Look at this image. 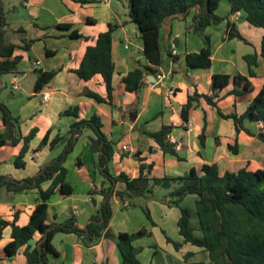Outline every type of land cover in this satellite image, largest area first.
I'll use <instances>...</instances> for the list:
<instances>
[{
	"label": "crops",
	"instance_id": "obj_1",
	"mask_svg": "<svg viewBox=\"0 0 264 264\" xmlns=\"http://www.w3.org/2000/svg\"><path fill=\"white\" fill-rule=\"evenodd\" d=\"M59 1L61 5L48 0H20V6L29 13V21L12 25L11 30L17 39L8 43L21 48L24 45L23 41L34 42L28 52L20 48L15 50L14 55L21 56V62L16 68V74L6 75L11 91L7 97L14 98L12 82H15L19 86L16 92L26 96V100L15 114L11 112L18 118L20 136L25 137L32 130L36 133L29 144V151L24 157L25 167L22 169H17L13 165V160L22 147V141L16 146L7 144L0 147V176H9L21 181L36 176L42 168L50 165L57 156L53 157V152L60 144L64 147V143H60L52 151L49 150L48 144L37 153H34V150L46 135L50 142L56 135L67 133L74 119L63 115V112L74 107L78 108L79 119H88L93 114L98 115L103 124L102 131L115 142L112 161L108 164V171L112 176L121 173L128 178H134L139 165L149 167L142 173L146 178L180 175L191 168L198 170L203 164H215L219 175L225 171L235 172L239 169L248 171L264 169V145L255 137L259 125L243 121L242 127L249 132L246 134L242 130L236 131L230 119H223L218 114L219 112L226 116L243 113L251 99L264 85V65L259 55L262 30L247 24L240 14L236 19L228 16L226 0H218L214 11L215 15L223 20L216 25L207 26L200 33H192L189 29L191 13L183 22L180 21L184 25L183 34L174 29L173 23L176 20L162 26L161 47L166 61L163 63L162 60L158 69L169 74L163 79V83L165 81L163 88L154 82L153 77L146 76L147 82L143 83L137 96L124 92L120 84V79L127 72L140 66L139 57L133 58L123 51L128 50L129 46H134L137 54L141 51V43L136 37L135 29L128 30L127 21H122L118 17L119 0ZM226 20L234 25L236 32L244 41L228 39L225 36ZM59 24L70 25L71 30L86 37V40L70 39L66 31L58 29ZM108 24L117 26L112 32L114 66L112 100L110 104H98L84 97L83 92L91 91L105 98L106 91L101 76L95 75L88 81H83L77 77L75 71L80 66L86 47L95 45L98 35L107 31ZM6 33L5 29V41ZM205 36L208 38L210 49L209 68L185 71L181 66V61L184 63V55L197 53L203 47L202 39ZM133 39L139 41V47L133 43ZM125 44L129 45L126 49ZM166 49L169 54L171 51L174 52L175 62L165 54ZM251 54L255 55L256 66L253 68L254 76L248 77L243 57ZM34 63L38 64L33 65ZM53 70L57 71L55 77L39 93H35L33 86L37 72ZM213 74L226 75L230 79L226 87L213 97L214 106L195 97L183 118L181 109L188 97L195 94L210 95L209 84ZM234 75L245 76L252 91L232 95L230 92L233 88ZM2 77L0 96L7 86ZM26 80L28 87L24 88ZM169 87L174 88L172 95L166 93V88ZM43 95L48 99L43 100ZM134 102H137V107L134 118L130 119L127 111ZM162 126L170 127L168 135L180 143L181 149L176 152L179 159L163 154L146 135L157 132ZM4 131L5 125L0 114V133ZM200 134L204 136L202 144L199 140ZM80 136L63 164L67 171L65 182L72 188V194L63 197L56 189L47 201V223L61 224L68 218H74L77 227L85 230L93 217L100 214L102 202L100 195H93L89 185L93 183L102 186L104 178L97 166L96 154H92L89 148V137L92 135L84 140H80ZM121 146L134 153L122 151ZM229 147L235 149L236 153L233 154ZM48 185L49 183H45L42 188L45 189ZM122 188L121 183L112 185L113 192ZM165 193L164 190L163 196ZM159 196L163 197L153 194L140 196L136 198L138 199L136 204L129 200L127 201L129 206L121 208L118 200L112 195V218L108 227L110 232L116 235L130 234L142 229L146 231L147 235L132 243L136 258L141 264H181V255L188 252L192 253L188 261H202L200 260L202 258L196 259V252L189 250V245L182 244L179 251H174L171 244L166 242L164 236L181 243L176 228L178 209L159 202ZM193 200L192 196H187L180 206H186L193 212ZM39 201L37 189L13 194L0 188V219L12 222L16 214V225L25 226ZM185 201L187 205L183 206ZM92 202H95V205ZM142 208L147 210L153 225L145 218ZM190 223L192 226L195 225L193 215ZM168 228L170 234L166 232ZM10 234L11 226H8L3 230L0 240L1 264H26L24 256L26 246L21 247L11 259L4 257V246L10 241ZM40 242V235L36 234L29 242V246L31 248L38 246ZM52 245L57 257L52 261L53 256H50L48 264H121L114 242L109 238L102 237L95 244H87L82 237L75 234H56L52 239ZM197 251L204 256L203 260H206L205 254Z\"/></svg>",
	"mask_w": 264,
	"mask_h": 264
},
{
	"label": "trees",
	"instance_id": "obj_2",
	"mask_svg": "<svg viewBox=\"0 0 264 264\" xmlns=\"http://www.w3.org/2000/svg\"><path fill=\"white\" fill-rule=\"evenodd\" d=\"M87 3L86 1H80ZM128 23L132 24L136 31V37L141 43V52L145 64L127 72L120 84L124 92L137 96L143 86L146 76L154 77L162 63L159 45L161 41L162 26L171 21H184L191 13L190 30L192 33H200L209 25H216L223 19L215 15L214 11L218 0H126ZM228 4V16L239 13L244 21L252 27L260 28L259 55L264 65V0H226ZM89 22V20H87ZM6 21L0 0V77L16 74V68L21 62V56L14 55L19 46L5 41ZM58 29L67 32L70 39H85L86 37L71 30L68 24L57 25ZM117 26L108 24L107 31L100 33L94 46L85 49L79 68L75 71L77 77L88 81L95 75H100L106 91L103 98L91 91H84L83 96L98 104H110L112 100V75L114 66L112 63V32ZM169 36V33H168ZM225 36L228 39L235 38L244 41L236 32L234 25L227 20L225 23ZM34 41H23L20 48L28 52ZM203 47L197 53L184 55L185 71L195 69H208L210 66V49L208 38L202 39ZM48 54V52H46ZM165 54L176 61L166 49ZM247 66V76L253 77L255 68V55L243 57ZM57 71L37 72L33 91L39 93L56 75ZM230 79L226 75L213 74L210 77V95H197L188 97L181 109V116L190 108L193 99L201 98L208 105L212 102ZM232 95H242L252 91L250 83L245 76L234 75L232 77ZM137 102L127 111L130 119L134 118ZM78 108H70L63 115L73 117L69 130L64 135H56L50 142L46 135L34 153L39 152L48 144L49 150H54L60 143H64L62 151L52 160L51 164L42 168L34 177L24 180H15L9 176H0V188L7 192L20 194L27 190L37 189L39 202L30 214L25 226H17L15 214L12 222L0 219V240L3 230L11 226L10 241L4 246V257L11 259L18 250L26 246L24 256L26 264H48L49 257H57L52 245V239L56 234H75L82 237L87 244H95L102 237L112 239L121 264H141L136 258L133 241L147 235L145 230L134 233H118L112 235L109 223L112 218V195L118 202L129 201L135 197L152 196V189L159 187L166 191L159 202L168 207L178 209L176 221L177 234L181 243L171 241L167 236L166 242L170 243L174 251H179L182 244L199 250L205 254V261H188L192 253L181 255V264H264V169L248 171L239 169L235 172L225 171L218 174L215 164H203L198 170L189 169L186 173L175 176H163L160 178H146L143 171L149 167L139 165L138 173L134 178H128L124 174L112 176L108 171V164L112 161L114 144L103 131L101 118L93 114L88 119H79ZM1 120L5 125L4 133H0V147L7 144L16 146L22 141V147L13 160L17 169L25 167L24 157L29 151V144L36 131L32 130L27 136L21 137L19 133L18 118L14 117L10 110L0 101ZM230 119L236 131L242 130L243 121L254 122L259 125L255 135L256 139L264 145V85L251 99L243 113L223 116ZM170 127L162 126L157 132L146 133L163 154L178 155L165 138L170 132ZM84 130H90L89 148L92 154H96L97 166L104 178L101 191L97 194L102 198L100 214L93 217L85 230H80L74 218H68L63 223H47V201L56 189L63 197L72 194V188L65 182L66 168L63 166L68 155L76 146L79 136ZM204 136L200 134V143ZM235 154L236 150L229 147ZM49 183L48 187L42 185ZM114 183H121L120 191H112ZM93 195L95 194L92 192ZM192 196L193 212L180 203ZM128 203V202H127ZM129 206V205H128ZM145 218L153 225L148 212L142 208ZM195 218V225L190 223L191 216ZM36 234L40 235L41 242L38 246L30 247L29 242ZM154 253L152 252V255ZM2 259L0 258V264Z\"/></svg>",
	"mask_w": 264,
	"mask_h": 264
},
{
	"label": "rangeland",
	"instance_id": "obj_3",
	"mask_svg": "<svg viewBox=\"0 0 264 264\" xmlns=\"http://www.w3.org/2000/svg\"><path fill=\"white\" fill-rule=\"evenodd\" d=\"M49 2H54L56 4H59L61 5V1L59 0H48ZM117 7L120 11L119 13V18L122 20V21H127L126 24H127V29L128 30H134V26L130 23H128V17H127V12H128V7H127V2L126 0H119L117 1ZM1 6H2V10H3V14H4V17H5V20H6V23H7V26H6V30H7V33H6V37H7V42H10V41H14L17 39V36L15 34H13L12 32V25L16 24V23H22V22H28L29 21V13L28 11L23 8L22 6H20V0H1ZM173 26H174V29L179 32L180 34H183V23L180 22V21H175L173 23ZM161 33L160 35H162V30H160ZM117 37V36H116ZM115 37V39H116ZM175 39V38H174ZM176 41V39H175ZM133 43L136 44L138 47H139V41H136L133 39ZM129 45H127L128 47ZM125 54H127L128 56H132L133 58H136V57H139V65L142 66L144 65V57L142 55V52L139 51L137 54H136V49L134 46H129L128 47V50H124L123 51ZM179 52V51H178ZM160 53H161V56H162V60H163V63L166 61V56L164 55L163 51H162V47H161V41H160ZM180 53V52H179ZM178 53V54H179ZM135 64V62H134ZM181 66L185 69V65L184 63L181 61ZM2 80L6 83V87L2 90V93H1V96H0V101H2L5 106L10 110V112H12L13 114H15V111H17V109L20 107V105L22 104L23 101L26 100V96L23 95L22 93L20 92H16V91H13L14 92V98L12 99L11 97L8 98L7 95H9V93L11 92L10 89H9V79L7 76H3L2 77ZM165 83V81H164ZM28 87V81L26 80L24 82V88ZM92 135V132H90V130H84L82 135L80 136V140H84L86 139L88 136ZM63 147V144H60L57 149L53 152V157L54 155H58L59 151L62 149ZM152 194L153 195H162L163 196V189L159 188V187H154L152 189ZM137 197L133 198L132 199V202L134 204L137 203L138 199H136ZM161 198V196H159V199ZM187 205L186 201L185 203L183 204V206ZM186 207V206H185ZM167 234H170V230L169 228L167 229ZM159 245V244H158ZM160 247V246H159ZM158 249V248H157ZM189 250H194L193 252H196V259L199 260H202V261H205L203 260V255L200 254L197 249H194L192 247L189 246L188 248ZM196 250V251H195ZM152 251V250H150ZM161 251V250H160ZM184 252V250H183ZM139 259L141 260L142 258L139 257Z\"/></svg>",
	"mask_w": 264,
	"mask_h": 264
},
{
	"label": "built area",
	"instance_id": "obj_4",
	"mask_svg": "<svg viewBox=\"0 0 264 264\" xmlns=\"http://www.w3.org/2000/svg\"><path fill=\"white\" fill-rule=\"evenodd\" d=\"M102 2H106V0H101ZM239 15V13H235L232 15V17L234 19L237 18V16ZM124 48L126 49L127 48V44L124 45ZM171 56L174 55V52L171 51ZM38 63H34L33 65H37ZM169 74L167 72L164 73V71L162 70H159L158 69V72L155 74V76L153 77V80L154 82L160 87V88H163L164 87V83H163V79L165 78V76ZM144 82H147L146 78L144 79ZM19 89V86L15 83V82H12V90L16 91ZM166 93L168 95H172L174 93V88L173 87H169V88H166ZM48 97L46 95H43V100H47ZM165 141L172 146L173 150L175 152H178L180 149H181V146H180V143H178V141L173 138L172 136L170 135H167L166 138H165ZM121 150L122 151H126V147L125 146H121ZM129 153H134V151H130V150H127ZM89 188H90V191L91 192H94L95 194H98L102 187L101 186H98L96 184H93L91 183L89 185ZM119 203V206L121 208H127L128 207V203L126 201H122V202H118Z\"/></svg>",
	"mask_w": 264,
	"mask_h": 264
},
{
	"label": "water",
	"instance_id": "obj_5",
	"mask_svg": "<svg viewBox=\"0 0 264 264\" xmlns=\"http://www.w3.org/2000/svg\"><path fill=\"white\" fill-rule=\"evenodd\" d=\"M95 205V202H92ZM52 261H54V257H52Z\"/></svg>",
	"mask_w": 264,
	"mask_h": 264
}]
</instances>
